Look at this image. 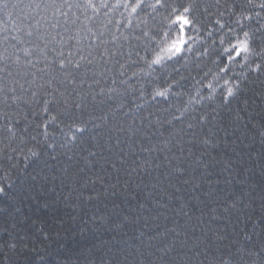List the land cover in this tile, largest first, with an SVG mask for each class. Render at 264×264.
<instances>
[{
    "label": "clouds",
    "instance_id": "9594fccd",
    "mask_svg": "<svg viewBox=\"0 0 264 264\" xmlns=\"http://www.w3.org/2000/svg\"><path fill=\"white\" fill-rule=\"evenodd\" d=\"M0 264H264V0H0Z\"/></svg>",
    "mask_w": 264,
    "mask_h": 264
},
{
    "label": "trees",
    "instance_id": "16d2710c",
    "mask_svg": "<svg viewBox=\"0 0 264 264\" xmlns=\"http://www.w3.org/2000/svg\"><path fill=\"white\" fill-rule=\"evenodd\" d=\"M53 195H54V194H53ZM22 203H23V214H27V215H30V216L33 215V213L35 212V208H36L37 206H36V205H33V206H32V211L30 212V211H29V208H28V205L32 203L31 200H29V201H24V202H22ZM20 215H21V213H17V214H16L17 218H19ZM30 222H31L30 220L27 221V223H30ZM90 227H91L90 225L81 222V223L77 224V225L73 228V231H79L81 228H88V229H90ZM82 239H83L82 237L77 236L74 240H70V241H68V243L71 245V244H73V243L80 242Z\"/></svg>",
    "mask_w": 264,
    "mask_h": 264
}]
</instances>
